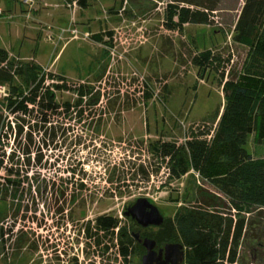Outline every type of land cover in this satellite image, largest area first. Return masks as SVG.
<instances>
[{
	"label": "rangeland",
	"instance_id": "374dc122",
	"mask_svg": "<svg viewBox=\"0 0 264 264\" xmlns=\"http://www.w3.org/2000/svg\"><path fill=\"white\" fill-rule=\"evenodd\" d=\"M174 1L115 5L91 0L88 9L72 11L64 0H40L34 11L26 12L21 0H0V49L23 63H36L49 75L88 83L101 99L84 121L58 120L55 147L42 146V135L35 136L31 151L41 153L43 162L31 169L23 165L31 175L24 194L0 186V234L2 228L15 234L6 242L0 236V264H141L142 249L128 263L116 248L94 254L85 231L88 222L111 215L137 233V224L124 212L140 198L157 206L166 219L194 207L230 216L228 200L196 175L170 180L165 163L152 156L150 143L182 144L193 128L215 127L216 112L224 105L220 77L213 72L200 80L191 58L195 47L214 48L233 54L230 76L240 71L248 47L233 42V30L243 1L224 0L217 25H187L183 34L163 27L165 10ZM73 21L79 38L70 40L67 34L59 41L58 30ZM86 33L89 39H84ZM144 89L153 94L148 102ZM71 98L68 92L61 96ZM2 101L0 115L8 122L12 117ZM20 140L24 138L11 139L0 153L16 151L17 161ZM246 149L264 157V144L256 146L254 138ZM6 176L0 172L1 184ZM246 218L248 232L236 264H264L250 250L254 241L264 243V209L254 208ZM100 239L101 247L111 244L109 237Z\"/></svg>",
	"mask_w": 264,
	"mask_h": 264
},
{
	"label": "trees",
	"instance_id": "16d2710c",
	"mask_svg": "<svg viewBox=\"0 0 264 264\" xmlns=\"http://www.w3.org/2000/svg\"><path fill=\"white\" fill-rule=\"evenodd\" d=\"M64 1L66 5L75 4L82 11L91 4V0ZM111 1L115 5L127 2ZM242 1L233 30V42L248 47L240 71L230 76L233 54L214 48L199 51L195 47L191 58L200 80L209 78L213 72L220 77L224 105L216 112L215 127L204 124L193 128L182 144L162 139L150 143L152 156L165 163L170 180H180L192 173L230 203V216L194 207L174 218L165 217L164 224L150 235L158 244H183L184 264H235L248 232L246 217L254 208L264 209V157H256L246 149L251 138L256 146L264 144V0ZM223 2L175 0L165 10L163 27L180 34L187 25L213 27L218 24L216 14ZM42 68L36 63L13 59L7 50L0 49V87L7 89L2 103L9 118H13L6 122L0 115V148L4 149L11 139L15 143L24 138L18 142L22 154L17 161L16 151L10 155L6 151L0 153V172L7 174L4 184L0 183L4 190L24 194L26 182L31 178L29 170L43 162L41 153L31 151L37 134L42 135V146H54L61 131L57 127L59 119L74 123L84 121L87 111H92L101 101L98 92L88 83H70L65 76L49 75ZM17 81L22 82L18 85ZM64 92L71 93L72 98L61 99ZM142 94L147 102L153 98L147 89ZM9 161L14 164L8 165ZM23 165L30 169L22 170ZM37 174L38 171L33 176ZM85 231L94 254L116 248L125 263L137 255L138 249L145 254L135 238L136 233L130 232L115 216H99L86 224ZM0 236L3 240L12 238L14 230L2 228ZM106 237L111 244L101 247L103 240L100 238Z\"/></svg>",
	"mask_w": 264,
	"mask_h": 264
},
{
	"label": "water",
	"instance_id": "95a60500",
	"mask_svg": "<svg viewBox=\"0 0 264 264\" xmlns=\"http://www.w3.org/2000/svg\"><path fill=\"white\" fill-rule=\"evenodd\" d=\"M124 216L132 219L138 226L146 228H160L165 221L161 211L146 198L138 199L127 207ZM135 238L145 249L141 264H184L186 259L185 247L181 243H170L157 250L158 243L151 239H141L136 233Z\"/></svg>",
	"mask_w": 264,
	"mask_h": 264
},
{
	"label": "built area",
	"instance_id": "2783aa9c",
	"mask_svg": "<svg viewBox=\"0 0 264 264\" xmlns=\"http://www.w3.org/2000/svg\"><path fill=\"white\" fill-rule=\"evenodd\" d=\"M23 5L26 7V12H32L35 10L34 5H36L40 0H21ZM67 8L71 9L72 11L77 9L76 5H66ZM4 11L0 8V16H3ZM27 15V13H26ZM29 19V15L26 16ZM74 20V19H73ZM49 29H53L50 28ZM58 40L63 41L67 34L71 36L70 40H75L79 38V31L75 27V22L73 21L68 29H59L58 30ZM91 37L90 33H86L84 35V39H89ZM46 69V68H45ZM47 71V70H45ZM0 98L4 99L7 96V89L5 87H0ZM236 264V263H235Z\"/></svg>",
	"mask_w": 264,
	"mask_h": 264
},
{
	"label": "flooded vegetation",
	"instance_id": "af4514ba",
	"mask_svg": "<svg viewBox=\"0 0 264 264\" xmlns=\"http://www.w3.org/2000/svg\"><path fill=\"white\" fill-rule=\"evenodd\" d=\"M138 230H139L138 232L140 234V238L141 239L151 238L150 235H153V233H155L157 231L156 228H152L151 227V228L143 229L140 226L138 227ZM245 239H244V241H245ZM255 243H257V245L254 246ZM164 245H166V244H164ZM164 245L158 244L157 250H159L160 248H162ZM250 247H252V249H250V250H252L251 252L253 254L254 260L255 261L262 260L263 261V259H264V252H262V251L264 250V243L261 242V241H259V240H257V242L254 241V243ZM261 252H262V254H261ZM259 254H261V255H259Z\"/></svg>",
	"mask_w": 264,
	"mask_h": 264
},
{
	"label": "crops",
	"instance_id": "0c3cea01",
	"mask_svg": "<svg viewBox=\"0 0 264 264\" xmlns=\"http://www.w3.org/2000/svg\"><path fill=\"white\" fill-rule=\"evenodd\" d=\"M39 6H40V5H39ZM39 9H41V7H40ZM39 9H38V10H39ZM36 12H37V11H36ZM8 52H9V51H8ZM9 53H10V52H9ZM10 54H11V53H10ZM11 56H12V54H11ZM29 60H33V61H35L34 59H29Z\"/></svg>",
	"mask_w": 264,
	"mask_h": 264
}]
</instances>
